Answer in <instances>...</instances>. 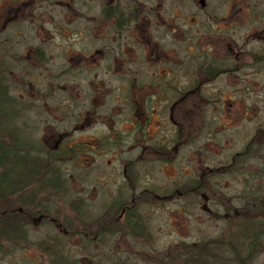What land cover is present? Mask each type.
I'll list each match as a JSON object with an SVG mask.
<instances>
[{
    "label": "flooded vegetation",
    "instance_id": "af4514ba",
    "mask_svg": "<svg viewBox=\"0 0 264 264\" xmlns=\"http://www.w3.org/2000/svg\"><path fill=\"white\" fill-rule=\"evenodd\" d=\"M209 2L191 0V23L182 24V0H0V98L12 114L2 121L32 153L12 128L32 110L30 125L44 134L37 153L51 158L49 189L28 212L95 249L114 240L116 249L139 254L176 252L160 247L176 237V198L200 199L209 214L214 203L224 221L243 220L245 206L231 216L211 197L225 175L241 171L247 152L222 165L208 159L219 158L210 150L215 135L248 111H264V0H224L217 9ZM179 109L209 114L203 143L189 147L185 184H176V149L185 147L176 143ZM57 195L78 212L53 215ZM168 205L174 209L165 215ZM91 206L99 210L88 220ZM252 206L250 216L260 219L264 201Z\"/></svg>",
    "mask_w": 264,
    "mask_h": 264
},
{
    "label": "rangeland",
    "instance_id": "374dc122",
    "mask_svg": "<svg viewBox=\"0 0 264 264\" xmlns=\"http://www.w3.org/2000/svg\"><path fill=\"white\" fill-rule=\"evenodd\" d=\"M227 1L231 5L235 0ZM223 2L224 0H210L209 6L217 9L223 6ZM191 7V0H182L180 16L182 24L191 23ZM199 31L205 34L206 27L199 28ZM187 36L190 37L191 34ZM58 38L60 37L55 36V39ZM181 49L183 50V47ZM40 82L42 81L40 80ZM30 111L32 110L26 109L21 112L20 126L18 121H15L12 128H14L15 132L20 130L21 136L28 140V143L33 147L32 153H29L30 157H37L38 162L40 159L45 165L51 158L47 159L46 157L48 156L45 158L40 157L42 153H37V148L40 146L37 141L41 136L43 138L44 134L42 135L38 125H30L32 118V112ZM201 113L202 116L200 117L197 111L188 109L176 110V122L180 125V134L176 129V143L178 139L185 143L184 148L176 149V154L179 151L176 155V184L190 182V178L187 176L190 166L189 147L191 145L199 147L203 143L204 130L207 127L204 124L209 117L208 112L202 111ZM217 124L216 122L215 125L211 126L212 131ZM203 127L204 129L201 130ZM233 127L213 137L210 150L215 156L218 155L219 158L208 159L212 164L221 163L222 165L230 162L231 157L236 153L247 152L243 167L239 168L241 171H235L232 175H225L224 178L227 183H224L223 187L215 188V194L211 197L214 201L225 203L226 207L230 209L231 216V210L234 208L239 210V207L245 206L244 210L249 207L255 210L252 204L260 198L264 201V189L260 186V182L264 181V167H262L264 166V111H248L245 118L234 123ZM195 136L196 141L191 142L190 138ZM261 139L262 141L258 143ZM44 143V145L48 144V140L44 141ZM221 146L223 147L220 148ZM255 152H259V161L254 159ZM60 166L63 167L65 164L58 165V167ZM68 166L70 167L71 165ZM165 173L168 174L169 172L166 171ZM76 187V182H73L72 189ZM60 196L62 197L61 194ZM60 196L57 195L55 198L56 205L50 207L52 214L59 217L76 214L79 208L77 206L60 205L58 203ZM40 197L41 195L38 198ZM52 197L51 195L47 196V199L50 200ZM66 197L77 198L76 195ZM195 201L196 203L190 202V200L185 202L181 197L176 198V237L171 234L169 237H164L160 242L162 250H168V246L176 245V252H169L170 250H168L169 253L163 254L126 252V249H116L119 245L114 240H107L105 247L101 246L100 249H95L91 245L82 242L80 238L70 239L64 237L57 230L54 223L40 224L39 222H32L26 227L28 244L23 243L18 246L15 240L0 242V264H60L64 262L62 260L64 258L74 262V264H194L193 260L195 258L189 259L190 257L185 251H181L183 245H194L213 240L220 241V238L230 241V239H234L232 238V233H235L238 228L244 233L240 236L243 241L242 243L240 241L239 243H232L235 244V253L225 250L226 256L224 259L227 257L226 260L229 264H264V221H261V219L260 221L252 219V222L237 221L232 220L233 216L229 221H224L219 205L208 203L207 207L211 213L213 212L209 214L208 211L203 209L200 199ZM95 209V213H98L99 208L92 206L88 208V220H92ZM173 209L172 205L165 206V215L166 212L169 214ZM48 216L51 217L50 215ZM162 219L166 230L167 217L162 216ZM243 222L244 225L242 224ZM123 242L127 244L129 241L124 239ZM229 245L232 246L231 244ZM124 246L126 245L124 244ZM23 247H31L32 249L31 251L25 250ZM58 250H60V254ZM221 254L222 251L218 250V253H207L205 257L212 264L215 259H218L220 261L218 264H221V257L224 256V254L222 256Z\"/></svg>",
    "mask_w": 264,
    "mask_h": 264
},
{
    "label": "trees",
    "instance_id": "16d2710c",
    "mask_svg": "<svg viewBox=\"0 0 264 264\" xmlns=\"http://www.w3.org/2000/svg\"><path fill=\"white\" fill-rule=\"evenodd\" d=\"M6 102L0 98V242L15 240L19 246L23 243L28 244L26 227L30 223L33 221L40 224L47 222L40 221L38 214H31L28 210L32 201L35 200V196L49 189L50 175L45 172L44 162L40 159L38 162L37 157L31 156V158L28 151H23V142L16 140L12 134L11 125L8 123L12 118V114L7 111V105H3ZM3 118L8 121H6V124L2 121ZM2 132H7L6 136L3 137ZM249 211H251V207L244 210V222H252L251 220L254 218L250 216ZM259 218L264 221V213H261ZM41 219L43 218L41 217ZM260 219L257 220L260 221ZM244 222L242 223L243 225ZM69 232L70 235L77 234ZM242 234H244L243 231L238 228L235 233H232L233 240L230 239L229 241L227 239L225 241L220 238V241L213 240L194 245L185 244L182 246L181 251L183 252L184 250L190 257L189 259L194 257V264H212L211 261L207 260L205 254L218 253V250H220L222 251L221 256L224 254L221 257V264H229L226 260L227 257L224 259L226 256L225 250L234 252L235 244L232 243H239V241L242 243L243 240L240 239ZM221 243L223 244L219 245ZM58 253L60 254V250H58ZM62 260L64 262L60 264H74V262L65 258ZM219 262L218 259H215L213 264H218Z\"/></svg>",
    "mask_w": 264,
    "mask_h": 264
}]
</instances>
